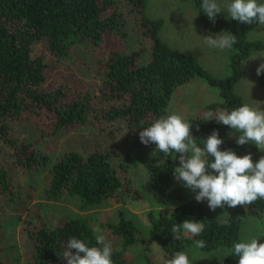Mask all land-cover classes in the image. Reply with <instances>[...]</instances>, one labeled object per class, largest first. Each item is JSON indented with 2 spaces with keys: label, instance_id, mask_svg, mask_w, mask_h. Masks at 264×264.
Instances as JSON below:
<instances>
[{
  "label": "trees",
  "instance_id": "16d2710c",
  "mask_svg": "<svg viewBox=\"0 0 264 264\" xmlns=\"http://www.w3.org/2000/svg\"><path fill=\"white\" fill-rule=\"evenodd\" d=\"M149 1L0 0V151L16 167L49 171L43 192L45 200L61 202L77 196L82 207H88L110 198L125 203L126 196L140 197L126 165L113 166L108 150L81 153L66 149L52 160L48 149L39 145L49 135L96 125L103 131L109 130V135L119 132L120 143L122 139L139 137L143 127L166 115L175 91L195 77L210 85L219 97L207 105L204 113L231 111L244 104L235 86L241 79L243 62L264 49L261 39L248 38L259 24L240 23L224 10L213 22L203 12L202 0H189L205 30L236 36L237 43L227 54L225 73L215 76L194 56L162 40L164 20L147 15ZM42 40L58 59L71 58L81 48L89 60L74 59L78 72L64 74L61 81L51 80L44 56L35 50ZM97 53L101 54L95 58ZM257 82L264 90V73ZM209 114L186 119L192 124V135L199 146L203 147L204 139L216 130L224 140L221 150L231 149L238 156L251 153L254 162L264 156L255 144L238 145L239 133L234 134V130L213 118L215 114ZM19 122L34 123L39 135L35 139H19L14 128ZM109 124H114L113 128ZM179 166L172 153L164 162L148 164L149 184L158 192L156 203L160 208L181 198L184 186L174 175ZM20 196L18 184L0 164V198L15 201ZM261 213L264 199L236 206L220 218L203 202L192 198L157 213L149 211L148 237L158 241L170 259L177 251L196 247L195 241L202 239L206 247H196L198 250L209 253L223 248V262L239 264L233 245L242 242L243 219ZM185 220L202 221L203 232L192 236L182 229L181 239L174 240L173 225ZM36 222L27 219L22 227L33 248L29 264H67L63 252L73 237L90 247L100 246L85 218H67L57 226H37ZM108 227L123 239L120 249L113 248L114 264H139L124 256L125 247L137 241L139 230L132 219L120 212L118 222ZM1 239L0 233V245ZM0 264H4L1 259Z\"/></svg>",
  "mask_w": 264,
  "mask_h": 264
},
{
  "label": "rangeland",
  "instance_id": "374dc122",
  "mask_svg": "<svg viewBox=\"0 0 264 264\" xmlns=\"http://www.w3.org/2000/svg\"><path fill=\"white\" fill-rule=\"evenodd\" d=\"M230 2L231 0H218L227 16L229 14L226 11V5ZM146 13L151 18H163L164 24L160 37L168 45L194 56L215 76H222L225 73L229 49L221 51L205 44L204 37L212 35L215 38L216 34L202 27L192 2L189 0H153L149 2ZM248 38L261 39L264 42V26L258 25L251 30ZM35 50L44 56L49 66L51 80L59 81V78L66 73L78 72L74 59L89 60V55L85 49L81 48L75 50L71 58L58 59L50 52L45 40L38 42ZM100 54L97 53L94 57ZM261 54H264V49L252 53L243 62L242 76L235 90L242 97L244 104L247 103L252 107L260 106L261 110H264V90L258 84L256 74V69L264 63V57H258ZM218 99L216 91L210 85L195 77L175 91L164 116L179 114L186 120L199 114H209L208 111L204 113V109ZM214 114L215 112L211 113V115ZM113 126L114 124H109L110 128ZM14 128L19 139H35L39 135L35 124L31 122H19L14 125ZM109 134V130L103 131L100 126L86 125L76 130L58 131L44 138L39 145L48 149L52 160H55L66 149H74L81 153H88L95 149L108 150L111 164L117 168L125 164L133 187L140 191L138 198L126 196L125 203L110 198L100 205L82 207L77 196L61 202L45 200L43 192L49 182V171L40 167L28 170L16 167L10 159H6V153L0 151V164L6 167L11 179L18 184L21 194L15 201L0 198V233L2 235L0 259L4 264H29L33 249L32 243L22 232L24 221L27 219L37 221V226L42 223L57 226L67 218L82 217L87 220L96 236L103 235L106 243H111L116 250L120 249L123 239L108 227L118 222L120 212L125 217L131 218L139 230L137 241L125 247L124 256L139 264H166L167 259H170L169 254L158 241L149 240L148 231L151 222L148 212L157 213L160 209L172 208L176 204L195 198L196 193L184 187L179 200L160 208L156 203L158 192L149 184L148 164L164 162L166 156L156 150L154 143L147 146L142 144L139 137L122 139L120 143L119 132ZM172 154L175 159L179 160V153L173 152ZM182 183L184 185V182ZM203 203L208 206L207 200ZM231 209L225 205L223 208L218 207L215 211H210L220 218H225ZM184 234L190 233L184 231ZM240 236L242 242L257 238L258 243H264V213L259 216L247 215L243 219ZM184 252L188 254L192 264H225L223 248L206 253L194 246H189Z\"/></svg>",
  "mask_w": 264,
  "mask_h": 264
},
{
  "label": "clouds",
  "instance_id": "9594fccd",
  "mask_svg": "<svg viewBox=\"0 0 264 264\" xmlns=\"http://www.w3.org/2000/svg\"><path fill=\"white\" fill-rule=\"evenodd\" d=\"M201 8L213 22L224 10L218 0H202ZM226 11L231 19L240 23L256 22L264 26V3H258V0H231ZM204 42L223 51L231 49L237 39L235 35L222 32L215 38L212 35L204 37ZM258 57H264V54ZM261 73H264V63L256 69L258 76ZM213 118L234 130V134L239 133L236 136L238 145L251 143L260 151L264 150V110L260 106L252 107L245 103L231 111H219ZM139 139L145 146L154 143L156 150L165 156L179 153L180 166L174 169L175 179L196 193L197 202L207 200L211 211L225 205L231 208L252 205L258 199H264V156L254 162L251 153L238 156L231 149L221 150L224 140L216 130L204 139L201 147L192 135V124L179 114H171L156 119L149 127H143ZM204 228L202 221L185 220L173 225L171 231L174 240H179L182 229L198 236ZM96 243L100 246L90 247L85 241L73 237L66 243L63 258L67 264H114L111 243H106L103 235H97ZM195 246L204 248L206 241L196 240ZM233 251L239 258V264H264V243H258L257 238L234 243ZM166 264H192V261L187 253L177 251Z\"/></svg>",
  "mask_w": 264,
  "mask_h": 264
},
{
  "label": "crops",
  "instance_id": "0c3cea01",
  "mask_svg": "<svg viewBox=\"0 0 264 264\" xmlns=\"http://www.w3.org/2000/svg\"><path fill=\"white\" fill-rule=\"evenodd\" d=\"M151 1H153V0H151ZM150 2V1H149ZM149 2H148V4H149ZM148 6V5H147ZM197 12V11H196ZM197 15H198V13H197ZM157 18V17H156ZM163 19V18H162ZM198 20H199V17H198ZM200 22V21H199ZM201 24V23H200ZM202 25V24H201ZM203 27V26H202ZM207 31V30H206Z\"/></svg>",
  "mask_w": 264,
  "mask_h": 264
}]
</instances>
